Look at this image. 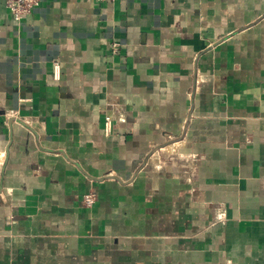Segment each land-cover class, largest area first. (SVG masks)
<instances>
[{
  "label": "crops",
  "instance_id": "0c3cea01",
  "mask_svg": "<svg viewBox=\"0 0 264 264\" xmlns=\"http://www.w3.org/2000/svg\"><path fill=\"white\" fill-rule=\"evenodd\" d=\"M0 264H264V0L0 1Z\"/></svg>",
  "mask_w": 264,
  "mask_h": 264
},
{
  "label": "built area",
  "instance_id": "2783aa9c",
  "mask_svg": "<svg viewBox=\"0 0 264 264\" xmlns=\"http://www.w3.org/2000/svg\"><path fill=\"white\" fill-rule=\"evenodd\" d=\"M2 1L8 15L11 19L19 23L22 19L29 16L40 4L41 0H0ZM96 2L114 3L117 0H94ZM119 44L117 42L111 43V54H117ZM97 201V194L95 191H89L81 197L80 204L85 209H90ZM223 213L218 215V219H223Z\"/></svg>",
  "mask_w": 264,
  "mask_h": 264
}]
</instances>
